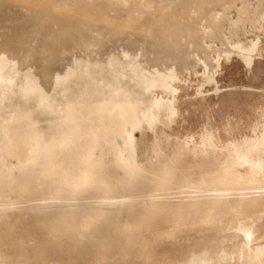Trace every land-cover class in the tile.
Returning <instances> with one entry per match:
<instances>
[{"label":"rangeland","instance_id":"1","mask_svg":"<svg viewBox=\"0 0 264 264\" xmlns=\"http://www.w3.org/2000/svg\"><path fill=\"white\" fill-rule=\"evenodd\" d=\"M205 1L225 17L223 41L204 38L206 59L194 49L184 68L166 65L177 70L171 111L157 104L146 113L159 91L136 90L137 81L114 99L117 86L95 75L78 88L72 72L55 89L26 76L20 115L3 112L0 122V264H264V168L249 161L264 166V148L254 147L264 138V0H247L259 14L236 27L239 1ZM197 26L210 29L205 18ZM251 42L242 60L233 49ZM99 50L71 46L66 56L79 66ZM134 105L141 113L130 135L125 111ZM64 180L76 188L70 197L60 196Z\"/></svg>","mask_w":264,"mask_h":264},{"label":"bare ground","instance_id":"2","mask_svg":"<svg viewBox=\"0 0 264 264\" xmlns=\"http://www.w3.org/2000/svg\"><path fill=\"white\" fill-rule=\"evenodd\" d=\"M223 1L228 8L233 7L236 1L241 3V7L237 10V21L232 23V27L259 14L251 9L247 0ZM257 1L259 5L263 3V0ZM205 2V0H0V122L5 121L4 113L8 115L9 120L17 118L13 116L16 115L15 110L19 111L20 103L27 95L26 92H29L24 82L26 76L33 79L38 89H55L64 85L72 72H78L80 75L75 81L78 88L83 80H90L94 75L112 82L115 87L117 86L116 94L112 97L114 99L121 92L122 83L127 85L137 81L134 84L136 90L151 89L153 96L159 91L156 98L148 99V105H143L146 113H149L151 107L157 104L167 111L173 110L175 93L178 91L176 92L171 84L177 76V70L166 65L174 64L177 68H184L185 62L190 56L192 57L190 54L192 50L201 52L200 41L204 38L223 41L220 30L225 17L218 19L217 17L221 16L217 14L218 12H216L217 17L211 15ZM198 18H205L208 21L210 26L208 31L198 28ZM230 20L233 21V18ZM143 34L148 35L146 40H141ZM203 43L202 45H205ZM253 43L251 42V46L247 43L248 47L236 46L239 45L238 43L233 50L242 60L247 61L254 50ZM212 45L215 48L213 43ZM71 46L77 50L89 46L99 47L102 57L92 62L82 61L78 66L66 56ZM213 47L211 49L214 50ZM136 49L142 52L141 60L134 54V51H138ZM97 54L99 52L92 55ZM202 54L203 57L207 55ZM207 57L208 55L205 59ZM214 61L215 58L211 63L216 62ZM194 62L192 60V63ZM53 64H58V67L47 68ZM164 65L165 67H162ZM14 66H18L19 69L12 72ZM206 71L209 70L206 69ZM127 73L132 75H126ZM159 79L167 81L165 89L155 84ZM41 82L45 86L41 85ZM57 93L52 92L51 99ZM140 106L134 105L125 111L132 117L131 120L129 118L131 131L128 134L130 135L132 129L138 124L137 116L141 113ZM40 111L50 113L51 110L47 107ZM20 112L17 113L20 115ZM6 128V126H0V132L4 137L7 136ZM125 139L122 137L121 141L126 143ZM254 147L264 148V138L256 139ZM67 149L66 146L61 152L65 153ZM249 161L257 162L261 168H264L259 158ZM70 181L61 182L64 187L59 192L64 191L65 194L60 196L70 197L75 191L76 188L70 185ZM39 183L43 190H49L50 187L45 179H41ZM239 233L246 242L251 241L252 232L249 228H240Z\"/></svg>","mask_w":264,"mask_h":264}]
</instances>
